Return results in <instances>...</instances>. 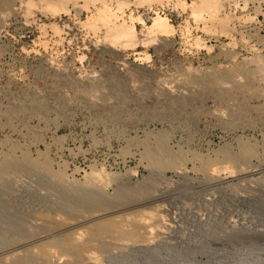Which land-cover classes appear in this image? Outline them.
Instances as JSON below:
<instances>
[{
  "label": "rangeland",
  "instance_id": "1",
  "mask_svg": "<svg viewBox=\"0 0 264 264\" xmlns=\"http://www.w3.org/2000/svg\"><path fill=\"white\" fill-rule=\"evenodd\" d=\"M30 1V12L11 3L0 23V162L15 169L0 190L11 184L10 196H58L84 211L144 198L162 182L216 181L215 192L264 182V0H211L199 18L190 4L201 0L121 9L106 0L140 39L156 14L173 25L133 46L107 36L99 0H52L55 10ZM224 159L233 170L257 167L244 180L207 167ZM170 203L162 214L175 225ZM59 243L46 247L58 253Z\"/></svg>",
  "mask_w": 264,
  "mask_h": 264
},
{
  "label": "bare ground",
  "instance_id": "2",
  "mask_svg": "<svg viewBox=\"0 0 264 264\" xmlns=\"http://www.w3.org/2000/svg\"><path fill=\"white\" fill-rule=\"evenodd\" d=\"M24 1V9L30 12L33 3ZM38 1L51 10L56 3L52 0ZM57 1L60 5L66 0ZM99 1L97 19L105 25L107 36L119 40L122 45L142 44L149 37L154 38L155 32L168 34L173 29L166 16L156 14L146 25L149 37L140 39L136 37L132 21L128 24L124 21L115 23L113 19L118 16L117 10L106 0ZM116 1L117 9L127 3V0ZM143 1L149 3L156 0ZM15 2L0 0V23L3 14ZM180 2L184 3L183 0ZM199 2L190 4L195 17L201 14V8L212 6L211 0ZM8 160L0 162V177L6 178L15 170L11 161V165L7 163ZM224 160L220 164V161L214 164L207 162V167L219 171L222 166L231 174L237 172L235 177L242 180L257 167L256 164H249L233 170L226 162L228 159ZM217 164L221 165L220 168ZM160 175L159 178H162L163 174ZM40 183L41 187L32 190L33 194H41V189L48 185V181ZM162 184L159 185L160 191L144 198L106 202L102 207L84 211L74 207L68 209V203H62L63 198L58 196H37L29 200L10 196L11 184H6L0 190V264H264V182H243L241 187L223 192H215L214 188L219 185L216 181L197 183L182 190L169 182ZM18 185L20 187L21 183ZM7 194L9 196L6 197ZM65 200L69 201L68 198ZM165 201L171 202V210L179 214L175 225L165 217L166 213L163 217L165 209L162 203ZM156 213H159L156 219H152ZM186 213L190 216L186 217ZM55 241L56 244L63 242L58 248L64 249L59 251V248L58 253L55 252L57 245L55 250H48L54 249L50 243ZM48 245L52 246L48 248ZM34 253L38 254V258H32Z\"/></svg>",
  "mask_w": 264,
  "mask_h": 264
},
{
  "label": "built area",
  "instance_id": "3",
  "mask_svg": "<svg viewBox=\"0 0 264 264\" xmlns=\"http://www.w3.org/2000/svg\"><path fill=\"white\" fill-rule=\"evenodd\" d=\"M168 5V3H166ZM165 3L163 4H159V5H155V8H157L158 11H162V10H167V8H165L166 6H164ZM151 11V13L153 14L154 13V9L153 8H149V12ZM149 12H147V15L145 16L146 19H149L151 18V15L149 14Z\"/></svg>",
  "mask_w": 264,
  "mask_h": 264
}]
</instances>
